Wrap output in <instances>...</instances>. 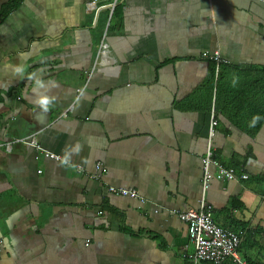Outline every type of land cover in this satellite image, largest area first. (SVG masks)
Returning a JSON list of instances; mask_svg holds the SVG:
<instances>
[{
	"label": "crops",
	"instance_id": "crops-1",
	"mask_svg": "<svg viewBox=\"0 0 264 264\" xmlns=\"http://www.w3.org/2000/svg\"><path fill=\"white\" fill-rule=\"evenodd\" d=\"M111 1L20 0L0 19V264H189L186 224L171 211L197 207L211 110L216 158L247 178L212 176L204 201L217 225L264 231V120L247 135L205 84L211 65L231 84L245 79L238 69L264 67V4ZM32 73L59 85L46 115ZM33 133L60 159L83 148L58 166L15 141ZM251 241L242 254L263 261L264 236Z\"/></svg>",
	"mask_w": 264,
	"mask_h": 264
},
{
	"label": "built area",
	"instance_id": "built-area-1",
	"mask_svg": "<svg viewBox=\"0 0 264 264\" xmlns=\"http://www.w3.org/2000/svg\"><path fill=\"white\" fill-rule=\"evenodd\" d=\"M118 1L120 0H112L111 3L113 5ZM257 1L264 4V0ZM203 56H206V53H203ZM210 58L218 63L219 58L217 53L210 56ZM215 125L216 118L211 110L208 119L207 141L202 158L200 196L197 199V207L185 210L174 209L171 211L186 224L187 237L192 245V252H183L182 258L186 259L189 264H201L206 261L211 262V264H223L224 261H229L231 264H249L239 251L242 237L229 229L217 225L213 221L210 207L204 201V193L208 188L209 180L212 176L222 180H244L247 178V174L242 172L241 168L225 165L216 158L214 148L211 144V139L215 132ZM15 141L35 148L47 158L60 160L58 154L46 150L38 144L35 139V133L15 139ZM95 168L102 171L99 163H96ZM91 177L97 179L98 174H91ZM105 189L113 195L140 198V201H142L141 197H139L138 190L133 187L106 185Z\"/></svg>",
	"mask_w": 264,
	"mask_h": 264
},
{
	"label": "trees",
	"instance_id": "trees-1",
	"mask_svg": "<svg viewBox=\"0 0 264 264\" xmlns=\"http://www.w3.org/2000/svg\"><path fill=\"white\" fill-rule=\"evenodd\" d=\"M19 1L20 0H10L5 4L1 10L0 19L4 18L6 13L14 8ZM225 68L226 67L224 66L218 65L217 73L215 77H213V65H211V71L205 80V84L208 88L211 89L213 87L214 89L215 108L221 110L235 127L245 132L247 135H254L264 120V67L248 66L240 69L237 68L238 72H240L239 75L242 76V80L245 78L242 83L241 81L238 82V86H234L231 82L225 83V77L223 74ZM239 84L241 86H239ZM233 98L239 99L240 102L236 103ZM254 117H259L255 124H253ZM233 167L236 168V166ZM233 201L236 202V199H233L231 204ZM241 206V203L238 202L237 207L240 208ZM232 223L233 224L224 228L239 235H243L239 247L242 257L249 264H264V255H260V257L263 258V261H252L242 254V251H244L252 242L251 240L254 239V234L260 232L261 236H264V231L258 229H245L247 226L246 222L233 221ZM257 244L259 245V241ZM260 246L264 250V246ZM205 263L211 264V262L208 261ZM223 264H231V262L224 261Z\"/></svg>",
	"mask_w": 264,
	"mask_h": 264
},
{
	"label": "clouds",
	"instance_id": "clouds-1",
	"mask_svg": "<svg viewBox=\"0 0 264 264\" xmlns=\"http://www.w3.org/2000/svg\"><path fill=\"white\" fill-rule=\"evenodd\" d=\"M14 75L17 78L24 77V70L22 67H16L14 70ZM29 82H34L32 88V102L34 103L36 109L39 111V114L46 115L52 107H54L56 101V95L53 94V90L57 89L59 85L54 82H46L36 73H32L25 77ZM237 79H233L232 83L235 86ZM81 96L83 91H81ZM259 119V117H254L253 124ZM83 146L79 143H76L74 146L66 148L63 157L59 160L58 166H68L71 163V158L73 155H79L82 151ZM87 163V161H85Z\"/></svg>",
	"mask_w": 264,
	"mask_h": 264
},
{
	"label": "bare ground",
	"instance_id": "bare-ground-1",
	"mask_svg": "<svg viewBox=\"0 0 264 264\" xmlns=\"http://www.w3.org/2000/svg\"><path fill=\"white\" fill-rule=\"evenodd\" d=\"M245 180V179H244Z\"/></svg>",
	"mask_w": 264,
	"mask_h": 264
}]
</instances>
